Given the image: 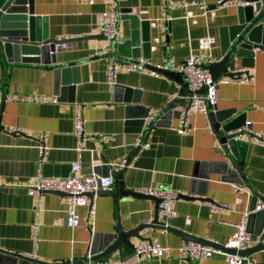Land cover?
<instances>
[{"label":"crops","instance_id":"0c3cea01","mask_svg":"<svg viewBox=\"0 0 264 264\" xmlns=\"http://www.w3.org/2000/svg\"><path fill=\"white\" fill-rule=\"evenodd\" d=\"M202 1L207 3L206 12L199 4L169 5L164 30L155 22L162 11V0H32L33 12H27V25L32 36L30 41L44 36H73L56 50L58 63L87 57L95 53V48L109 45V39L103 37L99 28L104 9L117 11L116 28L128 58L143 56L157 62L170 57L173 62H180L190 53L207 57L210 52L217 59L223 54V39L244 24L246 6H252V2L231 1L220 5L217 0ZM210 33L215 35L211 48L199 47L198 36ZM87 34L98 35L75 37ZM22 52L7 67L0 61V97L3 77L6 92L0 102V249L47 261L74 262L86 254L89 229L109 231L118 225L127 229L153 217L156 206L153 197L126 194L117 198L110 191H96L90 204L76 205L81 219L78 225L69 226L65 222L62 193L46 190L36 201L27 190L28 184L36 179L40 159L41 172L46 178L70 173L71 162L79 158L82 172L113 174L111 187L126 157L125 184L134 189L171 186L178 192L188 191L196 167L202 162L210 163L214 169L208 180L197 182L195 188V195L205 197L179 195L174 203L177 213L158 215L159 220L222 242L228 239L233 221L243 211H256L246 220L253 237L251 243L259 240L255 234L260 227L257 212L264 215V207L255 209L254 205L264 198L263 143L252 138L238 139L226 147L220 135L209 129L205 114L199 108L190 111L188 125L177 131L188 97L177 102L169 123L153 122L146 128L142 117L136 115L145 109L147 115L158 110L180 87L177 80L162 71L152 74L148 67L120 68L115 85L124 88L117 91L115 85L110 87L105 80L108 54L56 69L54 62H43L39 52L33 49ZM254 54L248 63L253 80L229 79L216 83L215 108L223 115L219 118L221 127L227 124L230 129L250 117L251 128L259 133L264 131V51L255 46ZM236 60V66L240 65L239 57ZM228 69L223 67V71ZM41 95H55L56 99L42 100L37 97ZM74 100L84 103L87 117L84 127L94 133L83 139L79 150L78 137L73 131ZM8 124L25 130L9 132L5 129ZM39 130L46 131L43 149L34 136ZM223 132L228 133L227 129ZM233 160L242 168L243 179L231 168ZM215 202H230L231 206L214 208ZM141 233L170 244L171 252L136 257L134 247L124 244L125 264H229L218 250L196 260L178 257L175 247L186 239L170 228L149 226ZM130 238L135 244L140 239L135 235ZM252 255L255 260H263L264 248ZM110 257L118 258V252H111L106 258ZM9 262L0 258V264ZM32 262L28 259L26 264Z\"/></svg>","mask_w":264,"mask_h":264},{"label":"built area","instance_id":"2783aa9c","mask_svg":"<svg viewBox=\"0 0 264 264\" xmlns=\"http://www.w3.org/2000/svg\"><path fill=\"white\" fill-rule=\"evenodd\" d=\"M77 1H93V0H77ZM236 2L240 4H245L247 2H252V0H217V4L227 5L229 2ZM161 13L157 15L155 22L159 24L162 29H166L167 20L169 18L168 14V6L174 5H192L199 4L203 8V12L208 10L207 3L202 0H179L172 2L171 0H162L161 3ZM190 11H188L189 14ZM117 11L113 9H104L102 10L101 17L99 20V28L102 33L106 35L109 39L113 37L116 42H121V35L119 34L116 28L117 21ZM215 40V35L204 34L200 35L197 38V44L201 48L210 49L212 42ZM110 46L105 44L101 47L95 48L94 52H105L108 50ZM264 51V49H262ZM254 51L255 47L248 49L246 54L242 56V61L240 65H237L234 70H238L235 72H231L229 74H222L213 80L211 78L210 71L208 67L205 65V62H211L214 60V56L212 53H208L207 57L201 56L199 53L193 52L190 53L185 59L180 62H173L170 57L164 58L163 60H158L157 62H150L148 59L143 56L135 58L132 60H118L113 56H109L107 60L106 66V74L105 80L108 82L110 87H113L117 84L116 75L120 68H133V69H145L148 67V70L152 74L159 73V67H171L178 68L183 73L185 78L187 79V88L188 93L186 97H188V102L183 105L182 111L180 113V122L177 126V131H182L188 125V117L191 110L195 108H199L208 122V126L210 130L212 129L210 115L208 114L209 104L215 105L217 102L216 96V82L219 81H229V79L240 80V81H250L254 79V74L249 71L248 63L252 62L254 59ZM147 63H151L153 67L147 66ZM242 71H246V73L242 74ZM207 84L206 93L199 90V88L203 85ZM42 100L53 101L56 99V96H47L41 95L37 96ZM216 109V108H215ZM220 112V111H219ZM74 127L73 131L75 135L78 137V143L76 145L77 149H81L83 147V139L93 135V132L87 131L84 127L85 121L87 117L84 114V103L79 100H74ZM147 117L143 121V125H145ZM252 119L250 117L245 118L240 124L233 126L230 129H227L229 133L233 132L231 136H229L225 140V144L227 147L230 146L232 141H237L238 139H248L252 138L257 142L264 144V131L262 133L255 131L251 128L250 123ZM5 129L9 132L15 131H24L25 128L17 125L8 124L5 126ZM34 136L37 137L41 148L43 149L46 139V131L39 130ZM126 159V157H125ZM125 159L123 161L125 162ZM42 168V160L40 159L37 163V175L36 179L29 183L27 186V190L31 193L36 201L39 197V194L46 190H62L65 193L63 194V199L66 206V218L65 222L71 227L78 225L81 219V214L77 209L78 204H87L91 203L92 196L90 195V191H97L98 189H107L114 181V176L111 173L101 174L95 171H90L89 173H85L80 171V159H75L71 162L70 173L65 175L55 176V178H46L43 176L41 172ZM139 190L153 193L159 196L158 201V214L163 216H171L177 213L175 207V201L179 196V192L171 187V186H144ZM231 206L230 202H220L214 203L213 207H229ZM264 207V198L254 205L255 209H259ZM94 206L91 204V209ZM37 212V209H35ZM249 211L245 210L242 212V215L237 220L233 221L234 227L230 232L228 239L222 241L224 246L230 247L235 246V248H243L251 244L253 241V237L247 229V216ZM36 224V220H34V225ZM213 240H217L216 238H211ZM172 246L168 243L161 242L153 237H145L138 239V242L134 246V255L136 257H149L152 255L163 256L167 255L171 252ZM176 254L178 257L182 258H194L198 259L201 256H209L212 252L218 250L223 252L228 260L229 264H242L244 256L238 253L236 250L229 251L220 246H213L212 244L203 242L201 240L187 239L180 243V245L175 247ZM120 261L119 258H99L95 260L92 264H118ZM244 264H264L263 260H247Z\"/></svg>","mask_w":264,"mask_h":264},{"label":"water","instance_id":"95a60500","mask_svg":"<svg viewBox=\"0 0 264 264\" xmlns=\"http://www.w3.org/2000/svg\"><path fill=\"white\" fill-rule=\"evenodd\" d=\"M254 9L255 11H253ZM33 12L32 8V0H0V61L3 62V65L7 67L9 61L18 58V54L20 51H25L28 49H33L39 52V57L43 62H54L56 65V69H60L61 66H66L70 64H77L83 59H87L88 57L92 56H101L108 54L110 56L115 57L118 60H132L133 58H128L125 54L124 47L122 46L123 42H116L113 37L109 38V46L110 48L105 52H98L94 54H89L87 57L79 58V59H70V61H66L63 63L56 62V50L62 48L64 42L68 41L73 36L69 37H56V36H44L41 38H35L34 41H30L31 32L28 30L27 19L28 13ZM246 15L244 17V24H241L239 28L230 31L227 38H224L222 41V56L218 57L217 59L211 60V62H205V65L208 67L211 78L213 80H217L216 78L222 74H229L231 72H235L238 70H234L236 67V58L239 57V60L242 61V56L246 54L248 49L253 47H259L264 49V0H252V6H246ZM26 22V23H25ZM242 22V23H243ZM102 33V32H100ZM103 34V33H102ZM98 34H87L82 35L81 37L75 36L77 38H84L90 36H96ZM32 37V36H31ZM103 37H106L103 34ZM22 54V55H23ZM24 57V56H22ZM147 66L153 67L151 63H147ZM228 66L227 71H223V67ZM159 70L165 73L166 75L172 77L174 80H177L180 83L179 90L177 94L171 98L166 104L161 105V107L147 115V109H145L142 114L136 115L142 117L141 119L144 121L145 116L147 119L145 121V127L148 128L153 122L156 123H169V117L171 116L172 109L176 106L177 102L182 100L186 97L188 93L187 88V79L184 76V73L178 68H171V67H159ZM57 71V70H56ZM5 77H3L1 82V97L0 102L2 103L6 92H5ZM217 83V82H216ZM124 87L115 85V90H123ZM200 91L206 93L207 91V84H203L200 88ZM209 110L208 114L210 115V121L212 129L217 132L221 140L224 141L231 136V133H224L223 130L229 129L227 124H223L221 127V123L219 118L223 117L221 112L216 111L215 105H208ZM144 116V117H143ZM226 145V144H225ZM227 147V146H226ZM227 149V148H226ZM229 151V149H228ZM128 161L127 158L122 166V168L116 172L115 174V184L114 186H109L107 189H98L99 192H112L114 193L115 197L125 196L126 194H135L140 196H150L155 199V211L151 220L144 221L132 227H127V229L118 225L117 228L109 231H101L95 229H89L90 234L87 239L86 244V254L82 257L74 260V262H68L64 260H57V261H47L44 259H37L30 255H26L23 253H18L14 251H9L7 249H0V258L3 261L13 260V262H9L6 264H26L29 260H32V264L41 263V264H90L92 261H95L99 258H106L110 255L111 252H118L119 255V263L118 264H125V259L122 257V246L130 245L132 247L135 246L133 240H131V236L135 235L138 238H145L148 237L147 235H143L141 233L144 228L149 226H157V227H166L172 230H175L179 234L181 233L184 238L187 239H194V240H201L203 242L212 244L213 246H220L226 250L234 251L236 250L238 253L244 256L242 264H244L248 259L255 260L253 257V253L257 250L264 248V215L261 214L262 212H257L260 219V227L256 230L255 234L258 235L259 240L249 244L243 248H235V246H224L222 242L215 241L209 237L196 235L189 231H186L182 228H176L171 226L170 224H166L163 220H159L158 217V201L159 196L149 193L143 192L139 189H134L124 182V172ZM234 171L239 173L238 175L241 179L244 178L242 168L236 163V160L232 161V167ZM214 168L212 166L206 165L202 162V165L196 167L194 169L190 181H189V189L187 192L179 191V195L187 196L190 198H201L205 197L203 194L195 195V188L196 183L205 182L209 178V173L213 171ZM103 173H107L106 171ZM60 193L64 194L65 192L62 190H57ZM95 191H90V195L93 196ZM201 193H204V190H200ZM256 211H252L248 214L250 215L255 214ZM247 217V218H248ZM248 231V223H247ZM194 259V258H193ZM196 260V259H194Z\"/></svg>","mask_w":264,"mask_h":264}]
</instances>
